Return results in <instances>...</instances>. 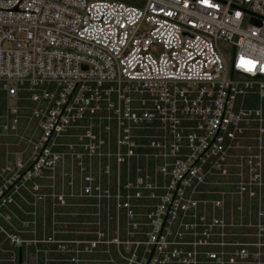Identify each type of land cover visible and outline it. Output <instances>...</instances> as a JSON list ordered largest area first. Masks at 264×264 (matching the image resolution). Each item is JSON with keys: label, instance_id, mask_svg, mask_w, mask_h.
I'll return each instance as SVG.
<instances>
[{"label": "built area", "instance_id": "1", "mask_svg": "<svg viewBox=\"0 0 264 264\" xmlns=\"http://www.w3.org/2000/svg\"><path fill=\"white\" fill-rule=\"evenodd\" d=\"M0 264H264V0H0Z\"/></svg>", "mask_w": 264, "mask_h": 264}, {"label": "snow or ice", "instance_id": "2", "mask_svg": "<svg viewBox=\"0 0 264 264\" xmlns=\"http://www.w3.org/2000/svg\"><path fill=\"white\" fill-rule=\"evenodd\" d=\"M249 63H251V62H249Z\"/></svg>", "mask_w": 264, "mask_h": 264}]
</instances>
